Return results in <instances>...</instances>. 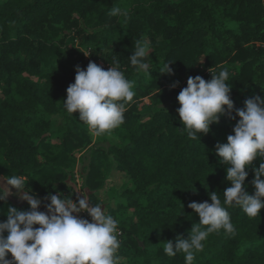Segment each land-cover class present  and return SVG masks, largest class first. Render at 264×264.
Listing matches in <instances>:
<instances>
[{"label": "trees", "instance_id": "1", "mask_svg": "<svg viewBox=\"0 0 264 264\" xmlns=\"http://www.w3.org/2000/svg\"><path fill=\"white\" fill-rule=\"evenodd\" d=\"M113 7L128 16L110 15ZM137 39L151 45V75L130 63ZM90 61L104 70L118 61L134 82L123 124L99 136L63 103L75 67ZM167 62L173 74H160ZM225 67L232 118L192 140L176 98L189 77L207 81ZM253 96L264 98V0H0V177L23 175L45 207L49 193L76 200L78 166L79 190L119 222V264H184L164 243L187 239L199 222L190 202L210 203V192L223 202L231 185L215 145L226 143L235 110ZM112 171L128 178L114 208L103 201ZM8 206L29 208L0 201V222ZM225 207L235 234H210L192 264H264V208L252 218Z\"/></svg>", "mask_w": 264, "mask_h": 264}, {"label": "clouds", "instance_id": "2", "mask_svg": "<svg viewBox=\"0 0 264 264\" xmlns=\"http://www.w3.org/2000/svg\"><path fill=\"white\" fill-rule=\"evenodd\" d=\"M109 14L127 17L128 10L113 7ZM150 52L151 45L146 39L136 40L129 60L138 73L151 75ZM169 64L159 69V73L173 74ZM229 75L225 67L218 74L211 73L207 81L199 75L189 77L186 87L179 92L176 111L190 139L200 140L221 116L232 118L234 104ZM177 84L174 82L171 87ZM133 89L134 82L125 77L118 61L107 70L90 61L86 69L75 67L74 82L67 87L63 103L68 113L78 112L79 121L99 136L123 124L127 104L135 96ZM235 116L239 119L226 143L215 145V153L228 165L226 180L231 185L223 191V202L217 192L209 193L210 203L190 202L187 207L198 214L199 222L192 226L187 239L178 236L175 245L170 240L164 243L163 252L168 257L182 253L184 264H192L210 234L220 230L226 235L235 234L225 206H237L252 218L264 208V98H247L244 107L235 110ZM257 158H260L258 168L252 164ZM249 169L253 173L250 181L253 194H249L245 184ZM29 189L23 175L0 177V201L16 196L29 206L26 211L7 207V218L0 222V264H119L118 237L122 235L119 222L105 213L103 205H93L84 189H75L79 193L75 201L60 193H49L43 212L38 210L41 199ZM81 212H86L91 220L76 215Z\"/></svg>", "mask_w": 264, "mask_h": 264}, {"label": "rangeland", "instance_id": "3", "mask_svg": "<svg viewBox=\"0 0 264 264\" xmlns=\"http://www.w3.org/2000/svg\"><path fill=\"white\" fill-rule=\"evenodd\" d=\"M82 153L83 152H78V154H77L78 158L80 157V155ZM73 179H74V183L76 184V189L79 190L80 185H81V179H80V173H79L78 166H75L73 168ZM127 179L128 178L126 175L117 173L115 171H112L111 174L109 175L108 189L103 196V201L106 202L108 205H110L112 208L115 207V205L118 201L117 198L115 197L116 194L119 191H121L122 184L124 182H126ZM13 191H15V190L13 189ZM77 194L79 195L78 192H77ZM7 201L10 202L11 204H15V205H22V204L26 203L25 201L19 200L16 196H9L7 198ZM39 209L42 212L46 211V208L41 206V205H40ZM76 215H78L80 218L88 219L89 221L91 220V218L88 216V214L86 212H81V213H78Z\"/></svg>", "mask_w": 264, "mask_h": 264}]
</instances>
